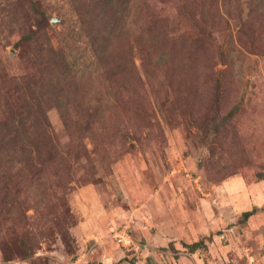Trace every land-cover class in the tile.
Wrapping results in <instances>:
<instances>
[{
  "label": "rangeland",
  "instance_id": "obj_1",
  "mask_svg": "<svg viewBox=\"0 0 264 264\" xmlns=\"http://www.w3.org/2000/svg\"><path fill=\"white\" fill-rule=\"evenodd\" d=\"M260 1L255 20L245 25L235 0H190L180 10L174 7L177 0H138L130 7L116 2L115 19L129 17L120 39L125 71L110 88L103 65L92 54L94 38L85 29L104 28L96 17L100 4L0 0V121L18 104L16 96L9 97V87L18 84L6 75L30 72L36 84L46 86L54 85L58 70L67 66L84 75L78 82L82 100L67 107L64 119L46 88L27 92L28 102V95L49 102L42 111L58 156L40 179L38 163L14 179L9 176L8 183L0 177V264H249L247 249L264 264V239L254 235L264 232V209L252 219L254 225L251 219L239 224L242 212L254 204L255 194L247 190L264 194V178L257 181L264 174ZM32 2L44 20L38 22ZM244 7L246 17L247 3ZM204 10L213 37L201 36L194 25ZM38 24L43 57L52 43L57 52H49L61 62L49 73L34 66L32 46H15ZM216 91L221 111L237 103L241 109L208 145L194 134L201 115L212 109ZM34 119L30 115L28 123ZM7 186L12 193L6 194ZM65 203L73 216L67 225L77 240L72 253L52 222L65 214ZM126 226L138 245L146 244L143 250L117 244L114 233ZM160 228L172 233L163 234L165 241ZM26 229L35 249L33 257L23 258L12 238ZM196 238H203L204 245L193 253L187 245ZM6 254L10 260H4Z\"/></svg>",
  "mask_w": 264,
  "mask_h": 264
},
{
  "label": "trees",
  "instance_id": "obj_2",
  "mask_svg": "<svg viewBox=\"0 0 264 264\" xmlns=\"http://www.w3.org/2000/svg\"><path fill=\"white\" fill-rule=\"evenodd\" d=\"M95 5L100 4V12L97 13L96 17L103 22L104 28L98 27L96 29L90 30L89 27H85L86 31H89L92 39V54L97 60L103 65V74L106 81V86L110 88L116 87V77L122 74L125 70L122 67L124 58H123V45L120 41L122 34L127 26L125 21L126 17L129 15L123 14L122 17L115 19L114 14L117 10L116 2H127L128 7L130 5H137L138 0H94ZM168 0H160L161 3H166ZM190 0H177L176 9H182L183 7H189ZM260 0H235V3L238 8L241 9L239 15L237 16L240 20V23L250 24L256 18V12L260 6ZM247 3L248 12L246 17L244 15V7ZM35 12L36 19L38 22L44 18V14L40 11L35 2H32ZM83 5L86 6V2H83ZM141 5V4H140ZM146 5H148L146 1ZM149 6V5H148ZM151 6V2H150ZM190 14L191 10L188 8ZM208 13L204 10L202 20H198L194 17V25L198 29V34L204 37L211 36L213 37L212 30L210 29ZM186 15L191 19L188 13ZM192 20V19H191ZM42 30L39 24L37 26L31 27L26 30L19 40L16 42V47H21L26 50V47H33L34 54V66L37 67V70L41 73L52 69V67L61 65V62L54 59V56L50 54L51 52H57L52 43H49L47 48V54L45 57L43 47L39 45V40L42 37ZM156 51V50H155ZM156 56V54H154ZM161 57V56H160ZM156 60L160 61L159 56H156ZM44 61L45 64L51 65L50 67L42 64ZM66 61V60H65ZM69 66L67 68H61L58 70L57 75L55 76L56 82L54 85H51V82L46 86L44 83L36 84L33 81L34 76H30L27 72L24 76H9L8 81L16 83V87H9V97L16 96L18 99V104L16 109L11 111L10 117L4 121H0V177L4 175L3 180L7 178L6 182H9V176L14 177L18 176V173L23 172L25 168H34L36 163L40 166L39 171L37 172L40 179L41 172L45 173L48 168H50L53 163H56L58 156V146L55 142V137L51 131H49L48 126L50 125L46 113H44L43 107L47 102L45 99L43 102H40L41 98L31 96L30 101L28 102L27 92L31 90H42L46 88L45 91H49L51 94L49 100L52 105L57 106L63 119L68 113L67 107L77 105L81 102L82 96L80 92V84L78 82L83 78V74L79 72H74ZM72 72V73H71ZM220 82V79H219ZM8 95V94H7ZM219 92H215L214 103L212 104V109L215 110V116L210 114V111L203 113L201 115L200 122L198 124V132L194 134L196 137L199 135L204 141L211 145L213 139L217 136L222 135L223 131L231 124L235 119V116L238 115L241 109V104H235L228 112L221 111L222 100L219 99ZM38 100L36 102L35 100ZM32 100L34 101L35 108L37 110L33 113L31 104ZM9 103V102H8ZM35 115V119L28 123L30 115ZM213 117V118H212ZM195 123V122H193ZM200 123V124H199ZM1 132H5L3 137H1ZM26 166V167H22ZM32 172L31 174H33ZM36 173V175H37ZM35 175V176H36ZM264 178V174H260V177L257 181ZM12 179V181H13ZM6 194L12 193L10 186H7ZM65 214L63 213L60 218L55 217L52 222L55 227H57L59 234L61 235L66 247L69 249V252H73L74 248L77 246L76 238L70 233L69 219L73 218L70 209L67 207V204H64ZM264 205L258 206L254 205L251 209L245 210L242 212L241 217L239 218V224H245L249 219L258 212L263 211ZM68 220V221H67ZM17 235L12 238V242L19 249L20 256L24 257H33L35 245L32 244V232L29 230L17 232ZM134 237V236H133ZM144 244V243H143ZM204 245L203 238L190 243L188 246L190 252L198 251ZM143 250V247H140ZM255 250L253 249L252 252ZM253 254V253H252ZM255 257V255H252ZM4 260H10L9 256L4 255ZM35 264V263H34Z\"/></svg>",
  "mask_w": 264,
  "mask_h": 264
},
{
  "label": "built area",
  "instance_id": "obj_3",
  "mask_svg": "<svg viewBox=\"0 0 264 264\" xmlns=\"http://www.w3.org/2000/svg\"><path fill=\"white\" fill-rule=\"evenodd\" d=\"M114 239L119 246L124 247L126 249H130V248L134 249L136 247H141V246L145 247L146 246L145 243L144 244L139 243V245H138V242L133 237L131 230L128 226H126L125 228H119L114 233ZM246 255H247V258L249 259V264H262L260 259L253 257L249 253V250H248ZM263 257H264V253H263Z\"/></svg>",
  "mask_w": 264,
  "mask_h": 264
},
{
  "label": "crops",
  "instance_id": "obj_4",
  "mask_svg": "<svg viewBox=\"0 0 264 264\" xmlns=\"http://www.w3.org/2000/svg\"><path fill=\"white\" fill-rule=\"evenodd\" d=\"M245 191V190H244ZM248 191V194H251V193H253V194H255V198H256V194H260L259 192H257L256 193V190H247ZM241 195H243V194H241ZM260 195H262V196H260V197H257V200L254 198V204H252V206H250V207H248V208H246V210H248V209H251L254 205H258V206H262V205H264V194H260ZM248 196V195H247ZM246 197V196H245ZM249 201V200H248ZM262 212V211H261ZM259 214H260V212H258ZM259 214H255V215H253L250 219L252 220L253 218H254V221L256 220V219H258V217H259ZM254 221L252 220V224L254 225ZM253 229H254V227H253ZM182 231H185V229L183 230V229H181ZM167 233H169L168 231H166ZM183 233V232H182ZM163 234H165V236H171L172 235V233L170 234H166L165 233V230H163V229H161L160 228V230H159V232H158V235H160V238L162 239V241H165V236H163ZM180 233L178 232V235H179ZM223 235V234H222ZM255 236H256V240H261L262 242H263V239H264V232H262V231H257L256 230V232H255V234H254ZM197 236H199L198 234H197ZM253 236V235H252ZM224 237V236H223ZM169 239V238H168ZM198 238H196L195 240H197ZM170 240V239H169ZM191 242V241H190ZM253 247V246H252ZM260 247H262V245L260 246ZM253 249H255L254 247L253 248H251V251H253ZM248 250L249 249H247V252H248ZM247 254V253H246ZM78 263V261H76L75 263H73V264H77Z\"/></svg>",
  "mask_w": 264,
  "mask_h": 264
},
{
  "label": "water",
  "instance_id": "obj_5",
  "mask_svg": "<svg viewBox=\"0 0 264 264\" xmlns=\"http://www.w3.org/2000/svg\"><path fill=\"white\" fill-rule=\"evenodd\" d=\"M57 20H56V18H54L53 20H52V22H56Z\"/></svg>",
  "mask_w": 264,
  "mask_h": 264
}]
</instances>
